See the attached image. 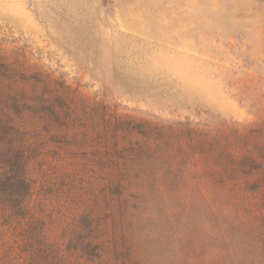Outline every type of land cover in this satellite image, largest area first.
I'll return each mask as SVG.
<instances>
[{"label":"rangeland","instance_id":"374dc122","mask_svg":"<svg viewBox=\"0 0 264 264\" xmlns=\"http://www.w3.org/2000/svg\"><path fill=\"white\" fill-rule=\"evenodd\" d=\"M0 264H264V0H0Z\"/></svg>","mask_w":264,"mask_h":264}]
</instances>
